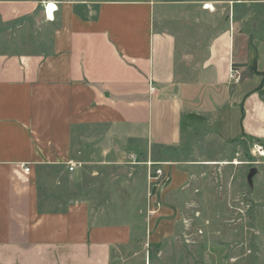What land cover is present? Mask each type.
<instances>
[{"label": "crops", "instance_id": "obj_1", "mask_svg": "<svg viewBox=\"0 0 264 264\" xmlns=\"http://www.w3.org/2000/svg\"><path fill=\"white\" fill-rule=\"evenodd\" d=\"M243 3L0 0V264H116L133 249L134 217L87 190L85 171L126 169L132 198L148 169L125 164L135 154L165 171L169 187L151 185L165 203L216 165L215 140L264 142V71L240 52ZM197 125L215 132L190 145Z\"/></svg>", "mask_w": 264, "mask_h": 264}, {"label": "rangeland", "instance_id": "obj_2", "mask_svg": "<svg viewBox=\"0 0 264 264\" xmlns=\"http://www.w3.org/2000/svg\"><path fill=\"white\" fill-rule=\"evenodd\" d=\"M242 1L245 6L239 8L244 9L247 40L240 52L250 65L257 60L264 71V0ZM255 76L245 83L248 87L262 82V75ZM248 77L245 75L244 80ZM237 114L240 118L241 111ZM194 131L199 135L195 136ZM209 132L215 131L197 125L189 134V144L200 142ZM230 144L228 150L226 142L215 140L207 158L216 165L196 172L187 195L168 193L165 203L162 198L148 203V171L135 173L138 178L135 176L136 182L130 186L132 198L120 182L126 175L116 178L99 171L95 179L84 172L85 188L98 189L99 201L111 205L119 215L125 214L121 217H134L133 249L116 264H264V157L256 149L257 145L264 149V142ZM235 161L241 164L232 165ZM169 182L161 187H169ZM150 210L157 212L150 214ZM170 210L181 212V218L175 219Z\"/></svg>", "mask_w": 264, "mask_h": 264}, {"label": "built area", "instance_id": "obj_3", "mask_svg": "<svg viewBox=\"0 0 264 264\" xmlns=\"http://www.w3.org/2000/svg\"><path fill=\"white\" fill-rule=\"evenodd\" d=\"M207 6L208 5H205L204 7H207ZM47 11H48V8H46V14H47ZM55 12H57V11H55ZM47 16H48V14H47ZM229 77H230V80L233 81L232 83H234V84H239L242 81V73H241V71L239 69H237L236 67H234V66H231V68H230ZM256 149H257L259 155L261 157H264L263 156L264 149L261 146H258V145L256 146ZM125 164L127 166H130V167H136V166H140V165L147 166V168H148L147 169V171H148V179L150 181L151 190H152V186H153L152 182L162 179V181H163L162 185H163L168 180L167 175H165L163 170L161 168H159L160 164L153 163L151 161L144 162L142 159H140L139 156H137L135 154L127 155ZM76 168H77L76 164H72V163L69 164V171L70 172H74ZM25 172L26 173L30 172V168L28 166L25 168ZM153 197H154L153 192L152 193L150 192L149 193L150 203H151V200L153 199ZM158 206H160V205L158 204ZM156 212H157L156 210H152V211L150 210V214H156Z\"/></svg>", "mask_w": 264, "mask_h": 264}, {"label": "bare ground", "instance_id": "obj_4", "mask_svg": "<svg viewBox=\"0 0 264 264\" xmlns=\"http://www.w3.org/2000/svg\"><path fill=\"white\" fill-rule=\"evenodd\" d=\"M208 7V6H207ZM209 8V7H208ZM57 10V8L55 7V5L53 3H51L50 5H48V14L51 17H53V13ZM236 165H238V163H235Z\"/></svg>", "mask_w": 264, "mask_h": 264}, {"label": "water", "instance_id": "obj_5", "mask_svg": "<svg viewBox=\"0 0 264 264\" xmlns=\"http://www.w3.org/2000/svg\"><path fill=\"white\" fill-rule=\"evenodd\" d=\"M40 17H41V18H44V12H41ZM124 174H127V170H126V169H124V170H122V171L120 172V175H124Z\"/></svg>", "mask_w": 264, "mask_h": 264}]
</instances>
